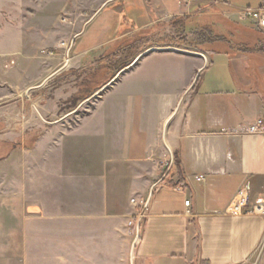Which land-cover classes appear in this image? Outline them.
Returning <instances> with one entry per match:
<instances>
[{
    "label": "crops",
    "instance_id": "0c3cea01",
    "mask_svg": "<svg viewBox=\"0 0 264 264\" xmlns=\"http://www.w3.org/2000/svg\"><path fill=\"white\" fill-rule=\"evenodd\" d=\"M259 8L264 0H106L66 41L55 40V52L30 57L18 77L36 84L79 69L135 32L175 30L176 19L216 30L238 25L264 36V27L240 18ZM258 51L256 57L232 49L150 51L79 129L108 108L109 130L100 122L89 131L104 146L102 169L64 170L76 146H64L58 156L61 136L55 158L62 168L42 173L49 179L40 190L69 192L70 200L61 195L33 205L31 171H25L24 202L0 203V264H264V216L226 213L247 183L253 197L264 196V131L246 133L264 118V52ZM113 175L121 185L115 203ZM64 177L73 183L64 185ZM132 199L149 200L138 240L137 214L144 208Z\"/></svg>",
    "mask_w": 264,
    "mask_h": 264
},
{
    "label": "rangeland",
    "instance_id": "374dc122",
    "mask_svg": "<svg viewBox=\"0 0 264 264\" xmlns=\"http://www.w3.org/2000/svg\"><path fill=\"white\" fill-rule=\"evenodd\" d=\"M105 2L106 0H0V77L6 78H0V203H7V207L12 208L13 202L18 203L16 206L19 207V203L24 202L23 190L27 178L25 171H31L28 175L32 185L33 205L61 195L70 200L72 194L69 192L45 193L40 190V185L46 184L49 179L41 174L45 175L49 169L62 168L55 158L56 143L61 136L65 138L57 151L58 156L66 151L64 146H76L73 155L66 159L64 170L92 169L98 172L102 169L100 162L106 154L104 146L89 131H93L94 126L100 122L104 131L106 128L109 130V124L106 127L104 124L105 117L110 115L108 108L99 109L91 120L92 123L79 129L93 114L105 93L119 82L124 73L135 68L140 60L134 66H129L140 54L165 47L185 50L191 52V55L208 54L209 50L232 49L245 51L249 57H256L260 54L259 51H254L263 49L264 52V36L260 33L242 31L238 25L225 26V23L216 30L210 23L194 21L191 25L187 24L185 30L190 47H178V41H172V37H183L178 29L161 28L158 34H154V30L150 28L129 35L117 45L95 55L90 64L79 69H67L61 73L58 71L36 84L18 77H23L25 65L29 67L32 64L33 61L27 64L30 57L40 60L39 56L55 52V40L66 41L64 37L72 35L71 30L83 27ZM168 29L171 32L165 33L164 30ZM224 34L233 43L227 45L224 39H229L224 38ZM124 48H128L134 60L114 76L119 60L128 58ZM17 52L25 53L18 57L19 61ZM3 63L5 70L14 68L4 72ZM16 70L18 74L15 75ZM117 117L115 114V118ZM106 121L110 123L112 120L108 118ZM114 153L112 150V154ZM59 179L66 186L73 183L65 177ZM116 179L119 178L113 175V203L121 199V185ZM53 181L62 185L59 180ZM33 212L40 210L35 206Z\"/></svg>",
    "mask_w": 264,
    "mask_h": 264
},
{
    "label": "built area",
    "instance_id": "2783aa9c",
    "mask_svg": "<svg viewBox=\"0 0 264 264\" xmlns=\"http://www.w3.org/2000/svg\"><path fill=\"white\" fill-rule=\"evenodd\" d=\"M242 20L247 18L252 19L259 27H264V8L259 9H246L241 12ZM264 131V118H258L255 122L250 124L246 129V133L256 134ZM203 176H200L198 180H202ZM131 202L135 205H138L140 208H144L137 214V218L141 223L142 218L146 210L147 202L145 200H136L132 199ZM185 205H190V200L185 201ZM227 214L230 215H261L264 216V196L253 197L251 194V187L247 183L243 185L235 197L229 204ZM140 229V226H139ZM137 237L139 238V230L137 228Z\"/></svg>",
    "mask_w": 264,
    "mask_h": 264
},
{
    "label": "trees",
    "instance_id": "16d2710c",
    "mask_svg": "<svg viewBox=\"0 0 264 264\" xmlns=\"http://www.w3.org/2000/svg\"><path fill=\"white\" fill-rule=\"evenodd\" d=\"M171 26L174 28V29H178V31H180V33L183 35V37L179 38H173L172 37V41H178L177 45L178 47H180V45H187L190 47V44L189 42L187 41V38H186V33H185V30H186V27H187V24L184 22V20H179V19H176L174 20L172 23H171ZM204 29H207L206 27ZM202 29V30H204ZM181 35V36H182ZM126 48H124L125 50ZM126 51V52H125ZM125 54L128 58H124L122 60H119L118 64L116 65V71L114 73V76L120 71L122 70L123 68L127 67L128 65H130L129 63L132 62V60H134V57H131L130 56V53L128 51V48L125 50Z\"/></svg>",
    "mask_w": 264,
    "mask_h": 264
},
{
    "label": "water",
    "instance_id": "95a60500",
    "mask_svg": "<svg viewBox=\"0 0 264 264\" xmlns=\"http://www.w3.org/2000/svg\"><path fill=\"white\" fill-rule=\"evenodd\" d=\"M152 50H161V49H150V50H147L146 52H144V53H142V54H140L135 60H134V62L129 66V67H132V66H134L139 60H141L144 56H146L150 51H152ZM172 50H176L177 51V49H174V48H172ZM189 53H191V52H189ZM193 54H195V55H197V53H193ZM117 77V76H116ZM117 78H115V80H116ZM148 203H149V200H148V202H147V205H148ZM147 205H146V207H147ZM139 226H140V222L138 223V230H139ZM136 240H138V237H137V239Z\"/></svg>",
    "mask_w": 264,
    "mask_h": 264
}]
</instances>
